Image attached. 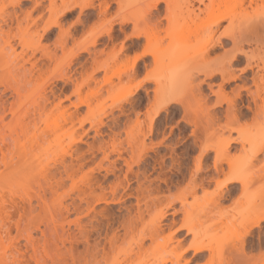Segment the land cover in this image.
Returning <instances> with one entry per match:
<instances>
[{"label":"bare ground","instance_id":"obj_1","mask_svg":"<svg viewBox=\"0 0 264 264\" xmlns=\"http://www.w3.org/2000/svg\"><path fill=\"white\" fill-rule=\"evenodd\" d=\"M11 207L41 210L0 264H264V0H0V229Z\"/></svg>","mask_w":264,"mask_h":264},{"label":"rangeland","instance_id":"obj_2","mask_svg":"<svg viewBox=\"0 0 264 264\" xmlns=\"http://www.w3.org/2000/svg\"><path fill=\"white\" fill-rule=\"evenodd\" d=\"M114 8H115V4H112L111 7L109 8V10L107 11V14L105 15L104 19H108L109 17H111L113 15ZM75 11H76V9H75ZM75 11L74 10L73 11H69L70 13L68 12L63 17L65 19V21H66V22H64V23H66V26L67 25H71V23L73 21V18L75 17ZM117 25L118 24L113 25L114 28H118ZM97 27L98 26L94 25L93 26V29H96ZM126 29L128 30V27ZM116 33L118 35V37L116 35V37L118 39L116 42L118 44H120V40L123 39V35H122V33L118 32V31H116ZM44 41L45 40H43L42 42H44ZM117 43H116L117 46H116V48L114 50H106V51H104L102 53V55L100 56L99 59L101 61H108V62H110L114 58V56L117 54V50H118V48L120 46ZM31 50H33V49H29L26 52L29 53ZM52 70H53L54 73H56L57 67H55V66L52 67ZM50 75H51L50 72H45L40 77L39 82H41L43 84V86H45V84L43 83L44 82V79H45V81L47 83H49L50 80H48V77H50ZM143 76H144L143 74H140L139 76H137V78L134 80V83L136 84L139 80H141L143 78ZM111 80L114 81L115 80V77L112 76L111 77ZM146 85L149 86V87L151 86L150 83H147ZM101 91H102L103 102H102V104L100 103L101 105L98 106V107L103 112H106V113H108L110 111H115L116 110L117 100H115L114 97L116 95V93H115L116 91L114 92V94H112V95H114V97H112V96L109 97L108 94H107V92H106V89L105 90H101ZM138 93L139 94H137V96L139 98H141V99L144 98V91L142 89L139 90ZM62 104L63 105H66V108H68L69 111L73 109V107L71 105H69L67 101H63ZM145 107H146L145 101L142 100L141 101V105L138 106V107H136L135 109H136V111L142 113L145 110ZM77 110L79 112H81L82 114H85L86 113V108L84 106L77 107ZM56 114H59V113H56ZM61 124L63 125V128H65V129L69 126V125L63 124L62 122H61ZM241 124H243L244 126H248L250 124V121L245 120V121H242ZM83 127H84L83 128V132H81V129L78 127V124L77 123L73 126V131H75V135L74 136L76 138L75 141H70L68 139V136L66 134L65 135H62L60 137V139H59V141H63L64 146L67 145V144L68 145L69 144H76V146L79 147L80 150L78 152V154H79L78 156H81L80 161H85V157H87L88 154H89V152H90L88 150V145L87 144H90V142H92V140H93L92 137H91L92 132L91 131H87L88 122H85L84 125H83ZM187 134H189V132H187ZM80 135L82 136L81 137V140L82 141L79 142L78 141V137ZM51 137H52L51 134H49L47 136V138H51ZM56 144H57V142H56ZM51 145H52V148H54L55 143H51ZM212 155H210V157H212ZM98 157H101V155H98ZM88 165L90 167L92 166L91 163H87L85 166H82L76 172L74 178L72 180H69L68 179L67 182H66V184L64 185V187L61 190H59V192L60 193H62V192L69 193L70 191H74L77 187L81 186L82 181H83V175H84L85 171L87 170ZM102 172H103L102 170H97V171H94V174L99 175V173L102 174ZM6 191L8 192V190H6ZM6 191H3V190L1 191L3 193V195H4V197H5V195H8L6 193ZM9 195H8V198L9 197L10 198L12 197L14 199V197H13L14 195L13 196H9ZM16 196L17 195H15V199H14L15 201H16V198H17ZM122 199H124L125 202L128 203V202H130L132 200V197H129L128 198L127 196H124ZM5 200H6V202L11 201V200L7 199V197L5 198ZM17 201H18V198H17ZM114 204H116V203H106L105 204V203L101 202V203H96L94 205L97 206V207L95 206L97 209L100 208V207H103V206H107L108 208L109 207L112 208V210L114 211L116 209V207H114ZM11 208H13V209H10L11 211L8 210V212L10 211L9 212V220L10 221L7 223V227H6V229L8 230V232L4 228L3 229H0V248H1V246H4V245L6 246L9 242H12V241H20V242H22L23 239H22L21 233H20L21 229H23L25 226H27L29 224V222L32 221L33 218L35 219V217L38 215V213H40V210H41L40 207H37L36 208V211L34 213L28 215V214H25L24 211L21 208H17V207H11ZM80 216H83V213H81ZM64 225L67 226L66 222H64ZM70 225L72 227L73 223H70ZM182 233H184V232L182 231Z\"/></svg>","mask_w":264,"mask_h":264}]
</instances>
